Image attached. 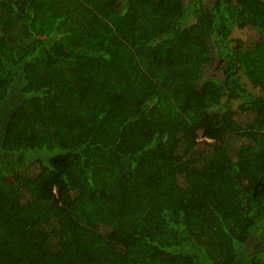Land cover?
<instances>
[{"label": "trees", "instance_id": "1", "mask_svg": "<svg viewBox=\"0 0 264 264\" xmlns=\"http://www.w3.org/2000/svg\"><path fill=\"white\" fill-rule=\"evenodd\" d=\"M246 26L264 0H0V264H264Z\"/></svg>", "mask_w": 264, "mask_h": 264}, {"label": "rangeland", "instance_id": "2", "mask_svg": "<svg viewBox=\"0 0 264 264\" xmlns=\"http://www.w3.org/2000/svg\"><path fill=\"white\" fill-rule=\"evenodd\" d=\"M231 36L234 38H239L241 39L243 42H246V40L248 39H258V40H262L264 39V34L260 33L258 30H255L254 28L250 27V26H246L244 28H233L232 32H231ZM219 64V63H218ZM214 72L216 73V75L220 76L221 71L219 69H217V67H215ZM243 80L246 82L247 86L249 88H252L250 86V84L246 81L245 78H243ZM259 88V87H256ZM256 88H253L254 90H256ZM85 153V151H83V154ZM73 167H75V174H74V178L78 181L81 180V177L79 176V159L78 158H73L68 165V170L71 172Z\"/></svg>", "mask_w": 264, "mask_h": 264}]
</instances>
